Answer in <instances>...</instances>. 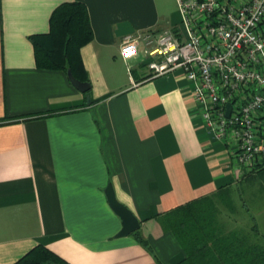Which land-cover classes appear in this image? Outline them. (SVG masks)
Here are the masks:
<instances>
[{
	"label": "crops",
	"instance_id": "1",
	"mask_svg": "<svg viewBox=\"0 0 264 264\" xmlns=\"http://www.w3.org/2000/svg\"><path fill=\"white\" fill-rule=\"evenodd\" d=\"M75 1L92 30L79 50L89 97L64 70L39 68L29 38ZM180 22L177 0H0V264L37 245L69 264H179L184 252L164 214L237 185L264 227V195L247 176L259 168L234 169L181 69L154 76L147 67L141 36ZM126 39L138 51L123 59ZM109 184L147 247L134 232L116 237Z\"/></svg>",
	"mask_w": 264,
	"mask_h": 264
},
{
	"label": "built area",
	"instance_id": "2",
	"mask_svg": "<svg viewBox=\"0 0 264 264\" xmlns=\"http://www.w3.org/2000/svg\"><path fill=\"white\" fill-rule=\"evenodd\" d=\"M177 4L178 28L141 36L148 69L154 76L181 69L205 128L227 143L234 169L264 167V0ZM137 51L133 39L120 46L123 59Z\"/></svg>",
	"mask_w": 264,
	"mask_h": 264
},
{
	"label": "trees",
	"instance_id": "3",
	"mask_svg": "<svg viewBox=\"0 0 264 264\" xmlns=\"http://www.w3.org/2000/svg\"><path fill=\"white\" fill-rule=\"evenodd\" d=\"M29 38L39 68L64 70L73 87L90 96L91 82L79 52L92 39L83 3L60 4L50 15L48 32ZM263 171L264 167L247 174L251 175L248 177L251 186L258 181L259 197L264 195ZM239 187L221 188L164 214V228L175 235L184 252L179 264H264V227L260 221L263 217H258L256 208L244 201ZM261 210L264 212V206ZM134 234L147 247L138 231ZM14 264L69 263L37 245Z\"/></svg>",
	"mask_w": 264,
	"mask_h": 264
},
{
	"label": "water",
	"instance_id": "4",
	"mask_svg": "<svg viewBox=\"0 0 264 264\" xmlns=\"http://www.w3.org/2000/svg\"><path fill=\"white\" fill-rule=\"evenodd\" d=\"M230 106V104L226 105V115H228ZM105 195L110 208L121 219V229L116 234V237H124L136 232L140 227L138 219L135 217L133 212L129 210V208L117 200L110 184L105 188Z\"/></svg>",
	"mask_w": 264,
	"mask_h": 264
},
{
	"label": "rangeland",
	"instance_id": "5",
	"mask_svg": "<svg viewBox=\"0 0 264 264\" xmlns=\"http://www.w3.org/2000/svg\"><path fill=\"white\" fill-rule=\"evenodd\" d=\"M252 172V171H251ZM249 176H251V175H249ZM237 191V190H236ZM239 192H240V187H239Z\"/></svg>",
	"mask_w": 264,
	"mask_h": 264
}]
</instances>
